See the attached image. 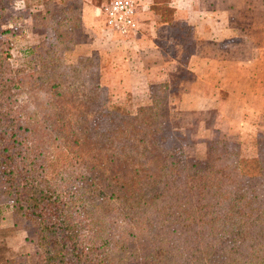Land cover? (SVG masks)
Listing matches in <instances>:
<instances>
[{
  "label": "trees",
  "instance_id": "1",
  "mask_svg": "<svg viewBox=\"0 0 264 264\" xmlns=\"http://www.w3.org/2000/svg\"><path fill=\"white\" fill-rule=\"evenodd\" d=\"M60 14L45 4L38 22L52 34L35 45L28 72L14 73L0 50V191L34 244L33 259L0 264H264V137L248 158L216 141L211 161L227 159V170L187 166L156 152L158 125L138 118L150 104L101 113L108 123L89 141L88 102H77L97 99L99 85L74 87L79 67L60 53L72 15Z\"/></svg>",
  "mask_w": 264,
  "mask_h": 264
},
{
  "label": "rangeland",
  "instance_id": "2",
  "mask_svg": "<svg viewBox=\"0 0 264 264\" xmlns=\"http://www.w3.org/2000/svg\"><path fill=\"white\" fill-rule=\"evenodd\" d=\"M107 1L4 0L0 30H5L0 35V50L7 52L12 71L24 73L32 69L35 45L52 34L51 28L38 22L46 4L52 13L72 15L66 24L72 39L62 43L60 53L63 64L79 67L74 87L80 91L92 83L99 85L97 99L76 101L88 102L85 112L91 115L89 141H94L102 130L100 126L108 123L101 113L109 112L114 117L134 115L139 106L149 108L153 104L138 118L146 116L141 125L150 121L158 125L155 140L160 156L176 152L187 166L202 168L207 161V165L212 162L227 170L222 165L227 159L213 162L210 157L219 151L214 147L222 148L216 141H224L229 151L252 157L256 139L264 137V0H169L165 5L162 0L155 4L152 0H133L138 30L127 39L101 28L100 9ZM183 6L196 13L188 22L174 14V7ZM210 30L217 44L210 48L201 43L199 47L208 56L211 50L227 55L225 63H220L221 67L226 64L227 72L222 75L220 71L211 78L208 67L196 78L186 68L187 61L199 49L197 36L208 40ZM59 31L65 32L62 27ZM136 46L141 51L147 49L149 57H157L146 60V70L142 66L137 71ZM78 60L81 63H76ZM203 65L206 66H200ZM158 83L166 86L158 89ZM190 89L192 93L184 94ZM84 146H88L86 142ZM224 156L228 158L227 151ZM255 192L258 199L263 197L260 186ZM10 204L9 195L1 190L0 257L25 253L33 259L34 244L23 229L13 226ZM86 233L89 234L84 230Z\"/></svg>",
  "mask_w": 264,
  "mask_h": 264
},
{
  "label": "crops",
  "instance_id": "3",
  "mask_svg": "<svg viewBox=\"0 0 264 264\" xmlns=\"http://www.w3.org/2000/svg\"><path fill=\"white\" fill-rule=\"evenodd\" d=\"M174 14L176 16H178V18H180V20H183L185 22H188V20L189 21L192 20V18L196 16V13L194 11L191 12V10L186 6H183L182 9H177L176 7H174ZM84 23L86 25L85 21H84ZM212 26L213 25H210L211 29H213ZM193 28L195 29V31L197 33H200L198 28H196L194 26H193ZM207 29L208 28H206L205 30L207 31ZM203 30H204V28H203ZM208 35H210L208 40L205 37L200 36V34L197 36V38H196L197 42L196 43H197L199 49L196 48L195 53L190 55V57L188 58V61H187L186 68L188 70H190L191 72H193V75L196 78L200 76V73L203 72L204 69L207 71L208 67H209V76L211 78L217 77L219 75L220 71H222V75H224V73L227 72L226 71L227 70L226 64H224V67L220 66L221 62L225 63L224 60L226 59L225 57H227V55H224V54L220 55L218 52L216 53V50L214 51L215 54L212 53L213 51L211 50V54L209 56L207 54H204V53L202 54V50L199 47L201 43H205V45L210 46V48H214L213 46L217 44V41H216L217 38L213 37V33L211 30H210V33H208ZM136 48H137L136 49L137 51L134 52V56H136V57H134V58L136 59L135 64L137 65L136 66L137 71H140L142 66L146 70V63H147L146 60L157 59V57H152V56L149 57L148 54H145V53H150L147 49H144V51H141L140 49H138L137 46H136ZM144 54H145V56L143 57ZM150 55H151V53H150ZM202 63H204L206 66H204V65L200 66V65H202ZM195 85L196 84H194V87H195ZM189 93H192V89L184 92V94H186V95Z\"/></svg>",
  "mask_w": 264,
  "mask_h": 264
},
{
  "label": "built area",
  "instance_id": "4",
  "mask_svg": "<svg viewBox=\"0 0 264 264\" xmlns=\"http://www.w3.org/2000/svg\"><path fill=\"white\" fill-rule=\"evenodd\" d=\"M101 28L122 39L136 34L138 30L136 4L133 0H108L100 9Z\"/></svg>",
  "mask_w": 264,
  "mask_h": 264
}]
</instances>
